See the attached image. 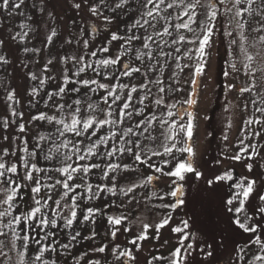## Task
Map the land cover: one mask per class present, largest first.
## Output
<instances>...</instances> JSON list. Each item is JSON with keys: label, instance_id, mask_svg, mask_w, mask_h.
I'll return each instance as SVG.
<instances>
[{"label": "rangeland", "instance_id": "obj_1", "mask_svg": "<svg viewBox=\"0 0 264 264\" xmlns=\"http://www.w3.org/2000/svg\"><path fill=\"white\" fill-rule=\"evenodd\" d=\"M156 2L158 3L159 0ZM173 2L174 0H165L157 12H154L153 17H148L147 9L142 7L145 0H128V3L120 8L116 5L121 3V0H103V3L101 0H87V3L83 0H25L21 9L16 10L23 12V15H9L11 8L7 11L0 10V40L3 41L0 45V56L8 61L7 63L0 62V162L5 163L6 166L17 165L16 174L7 173L6 175L22 186L14 203L13 215L27 213L35 207L32 196L40 199L43 204L48 195L52 196V200H48L51 207H55L53 200H60L61 207L57 211L65 217L70 215L69 208L65 206L70 203V200L67 197L61 199L63 190L60 185H56L55 188L48 187L55 184L57 179H63L58 172L34 173V176L38 175L41 181L39 194L31 193L30 188L35 186L34 183L23 179L25 169L21 159L26 155L23 151L25 146L32 151L39 135L55 134L54 124L31 119L33 116L30 112L39 102L43 104V108L37 111V116L45 113L49 116L55 115L57 119L68 117L69 110L65 108L63 113L57 112L53 105L56 103L72 104L76 99L82 100L78 107L81 108V114L85 118L92 116L97 121L118 119L117 112L124 102L130 104V107L124 111L132 113L130 117L120 116L119 120L122 121L120 123L97 127V134L91 138V142L86 141L80 145L86 150L94 142L97 145L94 148L95 156L88 157L85 161H76V157L73 156V160L68 161V163L76 161L79 164L100 165V168L91 169L86 175L73 174L75 179L71 183L81 184L75 193H69V197L76 193L79 194L76 198L77 219L73 225L67 227L64 220L58 219L55 228L48 227L43 232L39 229L33 231L25 224H14L10 228L0 227V231L6 233L0 236V264H21V260L23 264H41L40 261H35V256L39 254L35 250L42 246L46 249L49 246L55 249V251L49 249L44 253L43 259L47 260L48 264H53V262L55 264H95L96 261H99V264H147L154 256H168L170 251L178 246L175 243V237L179 234L170 232L169 228L182 226L180 224L182 220L189 221L188 231L196 235V250L188 257L187 264H214V258H219L221 255V259H224L226 264H249L253 252L264 254L259 253V246L250 243V237L254 239L255 234L243 233L242 230L237 229L231 223L232 214L224 211L228 224L232 226L233 232L241 234L242 241L238 242L237 239L226 243L218 241V249H212L213 255L203 263L196 256L199 249L205 248L207 243L214 245L211 236L215 229L213 231L209 220L211 214L206 210V206L211 207L208 202L213 199L212 205L225 206V201L230 195V186L244 176L256 179L257 191L264 193V167H261L264 165V112L257 111V108L264 109V41L261 40V37H264V27H262L264 26V12H261V0H256L252 6V15L245 12L242 16L236 17L235 8L228 12L227 30L231 35L227 34L224 38L221 37L220 29H215V21L208 19L207 12L210 10L198 6L195 10L196 16L193 17L195 23H193L188 16L184 15L185 11H189L187 4L193 0H183V2L175 0L176 6L168 9L166 5ZM73 3H80L81 8H74ZM206 3H208L207 0H201V4ZM245 6L246 4L242 2L238 7L242 9ZM89 7H96L97 14L93 15ZM153 7V5L148 6V8ZM224 7L232 8L230 0ZM189 15H191L190 11ZM137 20L143 27L136 25ZM145 20L149 23L145 24ZM238 22L243 23L244 28H239ZM181 23H189L191 30L175 27ZM22 24L25 27H21ZM209 24L213 26V35L210 46L205 48V56L202 60L198 52L197 37L202 38ZM89 27L95 31H87ZM165 28L167 32L164 31ZM53 29L57 35L49 43L46 37L51 35ZM113 30L121 39L109 43ZM79 31L87 36L89 42L87 48L83 43V52H91L95 49L97 54L81 62V66L92 65V67H86L85 73L75 77L77 83L72 85L69 78V83L65 85L64 77L69 76L60 69L61 59L57 55L63 50V41ZM25 32L28 35L22 42L19 37L12 38L17 33L23 35ZM132 36L140 39H133L129 43L128 38ZM181 36L184 40L180 39ZM144 44L148 47H144ZM117 45H120L126 56L123 66L119 68L117 65H112L105 68L99 65L97 63L99 60L109 59L106 53L100 51V48ZM228 45L231 48L230 54L233 64L236 65L235 68L230 65L229 69L221 67L223 58H225L223 52ZM25 48L39 49V51L25 52ZM248 55L253 57L251 61L247 60ZM49 60H52L51 64H48ZM202 62H204V71L201 75H196V68ZM125 64L128 65L127 69L124 67ZM136 68L140 71H132ZM125 72H131V75H125ZM32 73L38 77L37 80L31 79L30 74ZM106 74H111L114 78L104 79ZM40 79L46 81L42 88L39 87ZM82 79H95L98 83L114 87L115 95H119L121 99L113 103L114 97H109L108 103L105 104L101 97L106 96L107 91L95 84L89 86L96 89L90 92L78 82ZM58 86H65L66 93L54 96L50 100L47 94L56 93ZM73 86L80 88V92L67 91ZM34 87L37 88L35 96L30 94ZM133 87L137 91L132 92ZM161 88L164 89L163 92L160 91ZM244 88L251 90L241 92ZM85 92L88 93L87 96L84 95ZM10 94L14 97L11 100L8 99ZM129 94L131 100L127 101ZM189 98L195 99L196 104H187L186 101ZM157 100H162V103L156 104ZM89 103L96 106L95 112L87 109ZM185 107V110L188 109L186 115L182 113V108ZM169 111L175 115L168 116ZM13 112L16 114L13 115ZM109 112L112 113L111 116L107 115ZM189 113L192 114L191 117ZM189 119L193 122L194 134L191 141H187L186 135L179 132V124L186 126ZM248 120L254 122L248 124L246 123ZM256 120L262 123L257 124ZM162 121H167V123H162ZM173 121L177 122L175 128L171 127ZM21 124L24 125V132L20 131ZM129 127L132 128V133L124 135ZM256 132L260 135L256 136ZM173 135L175 139H167ZM66 137L80 139L73 138L70 133L66 134ZM151 137L155 139L152 140ZM132 141L138 143L140 147H134L130 143ZM40 143L45 150L49 146L48 143ZM188 143L194 148V165L202 173V177L197 180L194 174H187L185 181L181 182L184 185L185 204L177 208L172 215L170 225L161 229L158 237L153 235L152 230H149V239L138 241L140 250L137 251L131 241L136 238V234L141 229L128 219L121 225L113 226L108 223V217H123L126 216L122 212L123 209L142 210L157 201L161 191L153 195L155 193L153 189L167 188L166 183L170 182L171 178L161 177L160 180L153 179L150 184L145 183L148 175L161 176V173L155 172V168H149V164L168 171L177 161L187 159V153H179L176 149ZM173 144L175 148H173L172 155L152 156L153 151L163 153L165 146L171 147ZM250 145H255L260 153L252 160L247 159L252 151L251 147H248L246 153L240 151ZM129 147L141 154L142 159L151 156V160L146 163L147 168L135 161L127 151L123 154L117 151L112 156L107 155L113 148L127 149ZM4 150H7V155L4 154ZM237 154L242 155L244 159L241 161L231 159ZM165 161L169 163L165 165ZM32 163L42 169L64 166L60 158L45 160L44 154L38 149ZM246 163L253 164L251 172L243 166ZM110 165H119V167L113 171ZM125 165L128 166L127 169ZM227 171H231L233 180L217 182L211 187L207 185L208 179H214L215 176ZM104 173H107V178H104ZM113 176L116 177L115 195L100 191L99 198L95 196L92 199L88 198L106 185L111 187ZM142 183H145V186L135 188L127 196L121 192V189L126 191L127 188ZM23 185H28V187H23ZM88 185L92 187L91 193L86 191ZM3 187L0 185V189ZM11 187H16V184H12ZM5 195L4 191H0V200H3ZM164 197L174 202L175 198L165 194ZM258 205L257 195L253 193L246 204V209L254 220L258 219L264 224V214L256 212ZM5 207L0 204V211H3ZM88 208L93 209L94 216L88 221H83V215L87 214ZM42 212L52 216L48 208H42ZM9 219L11 217L0 220V224L7 223ZM28 223L34 222L29 221ZM125 227L131 230L126 232ZM21 228H24V231H21ZM117 228L119 231L113 237L111 232ZM13 231L20 237L29 236L28 248L23 247L24 242L16 239ZM45 232H51L53 235L42 240L41 244H36L35 239H40ZM76 233L79 235L72 240L71 237ZM258 234L264 243V228H261ZM165 241L168 243L165 244ZM64 244H69L70 247L62 248L61 245ZM238 246L245 248L244 252L239 253L244 256V260L237 259ZM99 247H105V251L103 253L93 251ZM125 250L132 252L136 260L130 261L125 257L117 259L119 253ZM152 264H167V262L153 260Z\"/></svg>", "mask_w": 264, "mask_h": 264}, {"label": "snow or ice", "instance_id": "obj_2", "mask_svg": "<svg viewBox=\"0 0 264 264\" xmlns=\"http://www.w3.org/2000/svg\"><path fill=\"white\" fill-rule=\"evenodd\" d=\"M84 3H87V0H83ZM183 2V0H181ZM229 0H218V3L220 5H225ZM232 3V8H226V11L231 12L233 8L236 9L235 11V16L240 17L243 15V13H248L249 15H252L253 13V5L256 3V0H230ZM243 3L246 4L244 8L238 7ZM25 0H0V10L7 11L9 8H11V12H9V15L15 14V15H23V12H18L16 10L21 9L22 5H24ZM101 3H103V0H101ZM128 0H121V3L117 4L116 7L120 8L124 4H127ZM165 0H159L157 3L156 0H145V3L142 5L146 11V15L148 17H153L154 12H157V10L160 8L161 4H164ZM149 5H153V8H148ZM175 5V0L173 3H168L166 7L168 9L173 8ZM203 7L206 10H210L207 12V16L209 21L214 20L217 16V5L215 3H212L211 0H209L208 3L206 4H201V0H193V2L187 4V9L191 12V15H189V11H185L184 15L188 16L189 20L195 23V20L193 17L196 16V8L197 7ZM73 7L76 9L81 8L80 3H73ZM261 12H264V0H261ZM89 11L93 14H97V8L96 7H89ZM259 14V13H258ZM51 15V13L49 14ZM106 20L108 19L107 17L105 18ZM110 22V21H109ZM136 25H140V21L137 20ZM145 24H148L149 21L145 20ZM143 27V25H140ZM237 26L239 28H244L243 23H237ZM21 27H25V25H21ZM176 28H183V29H189V23H181L175 26ZM264 27V26H262ZM256 31H259L260 29H255ZM95 31V29H93ZM165 32H167V28L164 29ZM228 35H231V33H227ZM28 35L27 32L23 33L21 35L20 33H17L15 36H13V39H16L19 37L20 41L22 42L24 38ZM57 35L56 31L53 29L51 32V35H48L46 37L47 41L49 43L52 42L53 38ZM213 35V26L209 24V26L204 30L202 38L197 37V41L199 43L198 47V52L203 60V57L205 56V48L206 46H210V40ZM121 37L113 33L111 35V41H118L120 40ZM133 39H140L137 36H132L128 38V42L130 43ZM181 40H184V37H180ZM261 40L264 41V37H261ZM195 43L196 41H192ZM67 43H71V41H67ZM88 41H84V46L87 48L88 47ZM235 43V41H233ZM3 44V41L0 40V45ZM144 47H148L147 44H144ZM25 52L28 51H39V49H24ZM100 51L104 53L109 52L108 47H101ZM96 52L93 51L91 53L92 56H96ZM67 59V58H66ZM72 62L76 65L81 64L83 57H76L73 56L70 58ZM253 57L251 55L247 56V60L251 61ZM0 62L7 63L8 61L5 59V57L0 56ZM120 62V58L117 56L112 59H102L99 60L97 63L101 65L102 67L107 68L108 66L116 65L117 63ZM52 60L48 61V64H51ZM87 68H91L92 65H87ZM86 67L85 66H80L77 67L73 75L75 76H80L81 73L86 72ZM124 67L127 69L128 65H124ZM245 67H248V65H245ZM233 68H235V65H233ZM93 71L95 69L93 68ZM132 71L134 72H139L140 69L136 68L133 69ZM204 71V62H202L197 68H196V75H201ZM125 75H131V72H125ZM30 77L32 80H37L38 77L32 73L30 74ZM114 76L111 74H106L104 79H112ZM84 88L88 89L90 92H94L96 89L90 88V85H95L98 84V87L100 89H104L107 91V95L101 97L103 99L104 103H108V98L109 97H114L113 103L116 101H119L121 98L119 95H115V89L114 87H110L108 84L105 83H98L97 80L95 79H82L78 81ZM46 83L44 79H40L39 81V87H43V85ZM64 83L67 85L69 83V77L65 76L64 77ZM73 85L77 83L76 81H72ZM195 83V81H193ZM121 87H125L121 85ZM251 89L249 88H244L241 89V92L245 91H250ZM67 91L69 92H80V88H77L75 86L68 88ZM132 92L137 91L135 87L131 89ZM161 92L164 91L163 88L160 89ZM66 93V87L65 86H58V91L56 93H48V98L51 100L53 99L54 96H60L61 94ZM31 95L35 96L37 94V88H32L31 90ZM85 96L88 95L87 92L84 93ZM13 95L10 94L8 99L11 100L13 99ZM90 99V97H89ZM127 101L131 100V95L129 94L127 96ZM18 102V101H17ZM142 102V101H141ZM82 100L81 99H76L73 101L72 104H66V103H56L53 105V107L56 109L57 112L63 113L65 108L69 110V116L68 117H63L60 119H57L55 115H47L45 113H41L38 116H33L31 117L32 120H39V121H47L49 124H54L55 127V134H50L48 136L44 135H39L37 137V143L33 145V150L29 151L28 147L25 146L23 149L24 153L26 155L21 159V163L23 168L25 169V174L23 176V179L29 182H33L35 186H32L30 188V192L34 194H39L41 192V186H40V177L38 175L34 176V173L39 174L41 172H47V171H55L58 172L63 179H57L55 181V184L49 185L48 187L50 188H55L56 185H60L61 189L63 190V195L61 199L67 197L70 200V203L66 204L65 206L69 208L70 210V215L68 217H65L62 215L61 212H58L57 209H60L61 207V201L60 200H53V204L55 207H51L48 204V200H52V196L48 195L47 198L45 199L44 203L41 204V200L37 199L35 196H32L31 199L34 200L35 202V207H32L31 210L27 213H21L20 215H13V208H14V203L19 195V189L22 187L19 183H17L14 179L11 177H8L6 174L7 173H12L16 174L18 171L17 165L16 164H11L10 166H6L5 163L0 162V185H3V189H0V191H4L6 193L5 197L3 200H0V204L5 205L6 207L4 208L3 211H0V220H3L4 218L11 217V219L7 220V223L0 224V227L3 228H10L12 225H21L25 224L27 227L31 228L33 231L36 229H39L41 232L44 231V229L48 227L55 228L57 226V221L58 219L64 220L65 225L67 227H71L74 223V221L77 219V211L76 208L78 205L76 204V198L78 193L76 195H72L69 197V193H75L77 188L81 187V184H73L71 183L74 181V173H82V174H87L90 172L91 169L94 168H100L99 164H79L76 163V161H85L88 157L95 156L96 152L94 151V148L97 147V145L93 142L90 144L85 149H82L80 147L81 144H84L86 141L91 142V138L97 134V127H103V125L106 124H117L122 122L119 120L120 116H132L131 112H125L124 110L128 109L130 107L129 102H124L122 104V107H119V110L117 112V117L118 119L115 120H95L92 116H88L85 118L81 114V108L78 107L81 105ZM162 100H157L156 104H161ZM187 104L189 105H195L196 100L195 99H187L186 101ZM73 105H76L77 107H74ZM174 107V106H173ZM87 109L95 112L96 106L92 103L87 104ZM257 111L264 112V109L257 108ZM16 113L13 112V115ZM138 114V113H137ZM22 115V114H21ZM107 115L111 116L112 113L109 112ZM175 115L173 112L169 111L168 116H173ZM189 117H191V113L188 114ZM183 119V117H181ZM254 121L248 120L246 123L252 124ZM162 123H167V121H162ZM255 123L260 124L262 123L260 120H256ZM5 126H7L5 124ZM171 127L175 128L177 127V122L173 121ZM25 128L24 125H20V131L24 132ZM132 128L129 127L124 135H128L129 133H132ZM179 132L184 133L186 135L187 141H191L193 137V122L192 119L188 120L187 125L185 126L184 124H179ZM72 134L73 138H80V139H72V138H67L66 134ZM113 135H116V133H113ZM256 136H259L260 133L256 132ZM63 137L64 139H59ZM7 139V137H5ZM150 139L154 140L155 137H151ZM167 139H175V135L167 137ZM40 142H45L48 143V147L45 150V148L41 145ZM134 145V147L139 148L140 145L136 143L135 141L130 142ZM248 147H251L252 151L251 153L247 156L248 160H252L254 157L259 156L260 153L257 151L255 145H250L242 148L240 151L242 153L248 152ZM173 148H175V144H173L171 147L165 146L163 153L159 152H152V156L156 155H172ZM37 149L44 154V159L45 160H54L57 158H60L62 162L64 163L63 167L60 168H55V169H42L37 167L35 163H32V160L37 155ZM67 149L68 151L65 152L63 150ZM119 151L121 154H123L125 151L134 158L135 161L140 162L141 164L148 163L149 160H151V156H147L146 159H142L141 154L133 151L132 147H129L127 149L125 148H113L111 151L107 153L108 156H112L115 154V152ZM177 152L179 153H187V159L186 160H179L175 163L174 167L169 169L168 171H164L161 167L149 164V168H155V172L161 173V176L154 177L153 175H148L146 178L147 184H150L153 179L160 180L161 177L164 178H172L170 179V182L166 183V187L168 191L165 193L166 196L175 198L174 202H167L162 204L161 206L163 208H171L172 210H175L176 208L181 207L182 205L185 204V200L183 197L185 196V191H184V185L183 181H185L187 174H194L195 178L198 180L202 177V173L197 170V168L194 165V157H195V151L194 148L191 146L190 143L186 144V146L180 147L176 149ZM4 154L7 155V150H4ZM73 156L76 157V161H73V163H68V161L73 160ZM173 159H176L173 157ZM231 159L235 161H241L244 159V157L240 154L234 155L231 157ZM165 165L169 163V161L164 162ZM75 164V166H73ZM248 172H251L253 169V164L252 163H246L243 165ZM112 170L114 171L116 168L119 167V165H110ZM127 165H125V169H127ZM261 167H264V165H261ZM104 178H107V173H104ZM51 179V177H49ZM113 181V184L111 187H108L107 185L99 189L98 192H96L93 195H90L88 198L92 199L94 196L95 198H99V192L100 191H107L108 193H111L112 195L116 194V177L111 178ZM233 180V176L231 171L224 172L221 175L215 176L214 179H208L206 181L207 185L211 187L214 183L217 182H224V181H231ZM145 183L139 184V185H133L132 187L127 188L125 191L124 189H121V192L124 195H129L134 191L135 188L137 187H143L145 186ZM12 184H16V187H11ZM23 187H28V185H23ZM234 189V190H233ZM87 192L91 193L92 192V187L91 185L87 186L86 189ZM230 195L225 201V207L226 210L232 214L231 217V223L236 226L237 229L242 230L243 233H248V234H255L254 239L250 237V243L255 244L259 246L258 251L259 253H264V243H262L261 236L258 234L259 230L261 228H264V224L261 223L260 220H254V217L252 215L248 214V211L246 209V204L249 202V198L253 195V193H256L259 205L256 207V212L258 214H264V193H260L257 191V180L256 179H250L248 176H244L238 181L234 182L230 186ZM155 195V193H153ZM21 199L23 198L22 196L20 197ZM135 197H133L134 199ZM161 200L164 199V197H160ZM129 203H131V200H129ZM235 205V207H233ZM42 208H48L52 212V216H48L47 213L42 212ZM98 211V210H97ZM94 216V211L92 208L87 209V214L83 215V221H88L92 219ZM127 217H108V223L113 225V226H118L121 225L123 221H126ZM172 220L171 215H165L163 216L158 223L155 224H150L148 222H141L140 224V232L136 234V238L131 241L132 245L135 246L136 250H140V245L138 244V241H147L149 239V230L151 229L153 232V235L158 237L160 234L161 229H164L166 226L170 225V221ZM32 221L34 223L29 224L28 222ZM95 221L93 220V223ZM182 226H176V227H170L169 230L172 233L179 234L175 237V243L178 246H175L172 251H170L168 256H154L152 257L151 260L147 262V264H152V261H166L167 264H187L188 257H190L195 251V239L196 235L193 232L188 231L190 228V224L188 220H182L180 222ZM131 229L125 227L124 231H130ZM21 231H24V228H21ZM117 231L119 229L117 228L116 230L111 232V235L113 237L116 236ZM95 233H93L94 235ZM6 235L5 232L0 231V236ZM13 235L16 236V239H21L23 243L24 248H28V241H29V236L24 235L23 237H20L16 235L15 231H13ZM53 235L51 232H45L43 236L40 237V239H35L36 244H41L42 240L47 239L49 236ZM79 233H76V235L72 236L71 239L75 240L76 236H78ZM186 241H189L188 243H185ZM168 241H165V244H167ZM62 248L67 249L70 247L69 244H64L61 245ZM119 247V246H117ZM247 247V246H245ZM208 249H211V245H207ZM55 251L54 248H51L49 246L48 249L44 248L43 246L40 247L39 249H36L39 254L35 256V261H40L41 264H48L47 260L43 259L44 253L48 250ZM245 248L239 247L238 246V255L237 259L239 260H244V256L239 255L240 252H244ZM93 251L103 253L105 251V247H99L94 249ZM201 253H203V257L207 259L208 257H211L213 255L212 251H205L204 247H201L199 249ZM113 252H115V249H113ZM21 256H23V253H21ZM120 257H125L127 260L130 261H135L136 256L132 254L130 251H121L119 253V256H117V259ZM256 262H260V264H264V254H258L256 252L252 253V260L249 262V264H256ZM21 264H23V260H21ZM55 264V262H53ZM95 264H99V261H96Z\"/></svg>", "mask_w": 264, "mask_h": 264}, {"label": "trees", "instance_id": "obj_3", "mask_svg": "<svg viewBox=\"0 0 264 264\" xmlns=\"http://www.w3.org/2000/svg\"><path fill=\"white\" fill-rule=\"evenodd\" d=\"M207 2H209V0H207ZM212 3H215L217 5V16L214 19L215 21V29L217 30L218 28L221 31V37L224 38L227 33H228V23H227V14L228 11H226V7H224V5H220L218 3V0H211ZM87 31H92L91 28L89 27L88 29H86ZM93 32V31H92ZM86 33V32H85ZM115 33L116 31L113 30L111 32V35ZM95 34V33H93ZM98 34V33H97ZM117 35V34H116ZM71 41V43H67V41ZM87 40V36L82 32H76L74 35L72 36H68L62 44V48L63 50H61L60 52H58L57 57L61 59V63H60V69L62 70L63 73L67 74L70 78V83H72V81H76L75 79V75H73V73L75 72L77 67H80L81 64L76 65L72 62V60L70 59L73 56L76 57H83L84 61L85 59H88L89 56H92L91 53L95 50L93 49L91 52L89 51H85L83 52V43L84 41ZM109 48V52L106 53V56L109 59L115 58V57H119L120 58V62L117 63L116 65L120 68L121 66H123V60L126 58V56L124 55L123 50L120 48V45H117L115 47H108ZM231 48L229 47V45L225 48V52H223L225 55L223 64L221 65V67L225 68L228 67L229 65L232 67L233 64V60L231 59ZM84 53V54H83ZM89 53V55H88ZM220 57L222 58V56L220 55ZM67 58V59H66ZM236 66V65H235ZM230 67H228L229 69ZM229 71V70H228ZM73 85V83H72ZM41 108H43V104L41 102H39L36 106L35 109H33L30 113L32 116H37V111H39ZM185 108H182V113H185L184 115L187 114V110H185ZM144 167L147 168V164H142ZM172 179V178H171ZM155 190V194H157L159 192V190L161 191L160 193V197H162V193H163V197L165 192L168 191L167 188H160L158 187L157 189H153ZM173 202L172 200H169L167 198L164 197L163 200H161L160 198L149 204L146 208L144 209H133V208H127V209H123V213L126 215L127 219L132 223L135 224V226H137L138 228H140V224L141 222H148L150 224H155L158 223L160 221V219L165 216V215H173L174 212L177 210V208L175 210H172L171 208H163L161 205L167 202ZM214 202V200L212 199L211 202H208L209 205H211V207L206 206V210L208 211V213L211 214V217L209 216V220L211 221L212 227H213V231L215 229V232L213 233V236H211V239L214 241V245L211 246L210 251L218 249L217 248V244L218 241H220L221 243H226L228 241H231L232 239L235 240L237 239L238 242L242 241L241 240V234L239 232H233L232 230V226L230 224H228L227 221V217L226 214L224 213V211L226 212V207L224 205L219 206L218 204L212 205V203ZM224 208V210H222ZM216 211V213L214 212ZM228 212V211H227ZM229 213V212H228ZM230 217V215H229ZM232 217V216H231ZM200 222V220H199ZM194 226V225H193ZM151 230V229H150ZM210 239V242L212 244V241ZM207 245H209L207 243ZM207 246L205 245V251L207 250ZM238 249V247H237ZM198 259L200 260V262H204L206 259L203 257V253H201L200 251L197 252ZM222 256V255H221ZM219 258H214L215 262L214 264H226L227 262L223 261L224 259H221L222 257ZM213 259V260H214Z\"/></svg>", "mask_w": 264, "mask_h": 264}]
</instances>
